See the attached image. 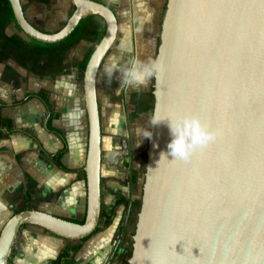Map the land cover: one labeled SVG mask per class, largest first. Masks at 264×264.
<instances>
[{"label":"water","instance_id":"water-1","mask_svg":"<svg viewBox=\"0 0 264 264\" xmlns=\"http://www.w3.org/2000/svg\"><path fill=\"white\" fill-rule=\"evenodd\" d=\"M9 2L20 28L41 44L62 42L90 16H101L106 32L83 74L89 125L85 222L31 208L15 213L0 232V264H9L26 226L67 241H82L98 229L97 85L119 32L115 12L94 0H73L75 11L55 33L32 25L21 0ZM160 37L146 181L129 262L264 264V0H169ZM184 119H198L212 135L187 159L168 149L170 123Z\"/></svg>","mask_w":264,"mask_h":264},{"label":"rangeland","instance_id":"rangeland-1","mask_svg":"<svg viewBox=\"0 0 264 264\" xmlns=\"http://www.w3.org/2000/svg\"><path fill=\"white\" fill-rule=\"evenodd\" d=\"M23 1L26 9L33 11V14L30 15L31 21L42 29H49L48 31L51 33L61 30L74 11L71 2L67 1L47 0L45 5L49 10L46 11L35 8L31 0ZM168 2L169 0H166L159 23L153 28L150 25L145 30L132 32L127 30L125 25L119 26L118 37L105 58L98 76V101L104 104L105 101L110 100L120 106L121 110L126 112L128 123L131 163H127L130 169L127 180L130 185V195L129 197L128 195L117 197L118 206L113 207V209L117 208L118 212L122 209L115 242L119 243L123 235H128L129 244L126 249L127 258H124L125 264H130L133 237L137 229L146 181L147 151L150 141V136L146 135L151 134V121L155 109L153 91L157 70L154 68V62L160 48V36ZM3 20L4 25L0 26V32L22 40L23 45L17 46L9 43L0 36V100L11 103L15 99H21L26 93L47 90L54 110L56 105H59L69 115L70 112H73L76 101L73 90L68 86L73 80L70 78L79 75L83 83V74L77 70L79 59L83 61L88 52L94 51L99 41L97 39L84 40L82 47L77 45L64 53H54L55 55H53L48 50L42 49L41 43L30 38L20 28L14 17L7 16ZM81 48L84 50L81 51ZM137 63L152 66L153 75L146 77L143 81L133 80L131 76L126 75V69ZM61 84L64 86L62 87ZM46 118V111L37 100L19 107L3 108L0 106V173L11 174L13 176L12 185L25 192L23 196L22 194L18 196V189L14 200L15 204L11 208V215L29 209L31 206L55 209L57 197L43 199L33 198V196L39 194L37 192L45 182L46 176L47 179L51 177L52 169L57 166L56 163L51 158L40 154L38 143L28 135L7 133V130L10 129H23L38 136L41 133L40 139L45 140H43V144L49 151L57 143H55V139H51L47 135ZM56 124L57 121L54 118L52 127H55ZM57 141L59 142L58 148L61 141ZM4 156L6 157L3 158ZM85 164L86 160L83 167ZM134 172L138 174L135 183L132 179ZM81 177L83 178V175ZM9 181L5 182L1 179L0 185H10ZM27 196L31 197L29 202L26 200ZM99 227L97 233L100 231ZM113 254L110 253L108 262H111Z\"/></svg>","mask_w":264,"mask_h":264},{"label":"crops","instance_id":"crops-1","mask_svg":"<svg viewBox=\"0 0 264 264\" xmlns=\"http://www.w3.org/2000/svg\"><path fill=\"white\" fill-rule=\"evenodd\" d=\"M62 1L71 2L75 7L73 0H61L60 2ZM94 1L109 6L118 17L119 26L125 25L126 29L132 32L145 30L150 25L151 28L155 27L159 23L163 8L166 5V0ZM21 2L29 22L37 29L49 32V29H42L31 21L30 15L33 14V11H28L24 1L21 0ZM46 2L47 0H31L35 8L44 11L49 10L45 5ZM66 4L68 5V3ZM79 45L82 47V43ZM82 50L84 48H81ZM79 61L82 62L81 59ZM70 79L73 80L68 86L73 90L76 97L73 112L68 115V112L62 106L56 105L54 112L59 117L55 118L57 124L53 128L63 132L68 142V152L62 158L63 164L69 169L81 171L67 173L63 170L59 171L60 169L57 166L53 168L51 177H48L50 180L48 181L46 176L45 182L37 192L39 194L33 196V198L57 197L55 209L49 210L40 206H31L30 208L71 221H80L85 217L87 210V186L86 181L81 176H84L82 170H84L83 165L88 152L89 125L84 101V85L81 77L76 75L71 76ZM61 86L63 87L64 84H61ZM34 100L37 99L31 101ZM39 102L43 105L41 101ZM43 107L45 109L44 105ZM99 108L102 126V211L99 224L100 231L87 241L80 242L64 240L36 226H26L19 233L9 264H125L124 258H127L126 249L129 244L128 235H123L119 243L115 242L122 209L118 212L116 211L117 208L113 209V207L118 206L117 197L121 198L120 196L125 197L126 195L129 197L130 195V185L127 180L130 169L127 163H131V152L128 141L127 117L126 112L110 100L105 101L104 104L99 102ZM46 116L45 130L48 132L47 135L51 139H55V143L58 144L57 140L61 141V139L47 129L49 117L47 111ZM33 135H36L44 143V139H40L42 137L41 133H39V136L37 134ZM57 144L53 145V148H50L51 150L49 149L48 152L56 154L61 151L63 148L62 141L58 148ZM1 179L5 182L10 180L9 183H11L13 176L9 173H0ZM17 193L18 196L25 194L24 190L20 191V188L14 187L12 183L10 185H0V232L13 215H11V208L15 204L14 200ZM58 194L59 196H56ZM102 225L103 227H101ZM76 246H80L77 252L67 249V247ZM110 253L115 255L113 254L111 262H108Z\"/></svg>","mask_w":264,"mask_h":264},{"label":"trees","instance_id":"trees-1","mask_svg":"<svg viewBox=\"0 0 264 264\" xmlns=\"http://www.w3.org/2000/svg\"><path fill=\"white\" fill-rule=\"evenodd\" d=\"M75 11V7H74ZM11 16L14 17L13 10L11 8L9 0H0V26L4 25V20L3 18ZM106 32V23L105 20L101 16H90L85 20H82L80 24L77 26V28L73 31V33L68 36L65 40H63L60 43L57 44H40L42 49L48 50L49 53L55 55L54 53H64L69 49H72L82 43L84 40H94L97 39L99 42L101 39L104 37ZM0 36L5 40L8 41L9 43H13L17 46L23 45V42L20 39H17L15 37H9L0 32ZM93 51L88 52L87 56L85 59L78 64V71L82 74H84L85 69L87 67V64L89 62V59L92 55ZM33 99H37L43 103L45 106L46 111L49 114L48 120H47V129L57 135L62 143H63V148L61 151L58 153H49L45 148L43 143L39 140V138L36 135H33L26 130L23 129H10L7 130L8 134H13V133H24L28 135L30 138L35 140L39 146H40V153L42 155H45L49 158H51L57 165V167L67 173H78L81 170H73L67 168L63 162L62 158L63 156L68 152V142L66 139V136L63 132L56 130L52 127V119L59 117L58 114L54 112V106L50 101V97L48 94L47 90H42L37 93H26L21 99H15L11 103L3 102L0 100V105L1 107H19V106H24L28 102H30ZM84 172V170H82ZM137 172L133 173V182H136V177H137ZM83 179L86 181V176L84 173ZM31 199L30 196L26 197L27 202H29ZM80 224H83L85 222V217L83 220L80 221H74ZM98 230L95 231L93 235L97 233ZM90 238V237H89ZM89 238H86L80 242H85ZM71 243V242H70ZM68 250H71L72 252H77L80 249V246L76 247H67Z\"/></svg>","mask_w":264,"mask_h":264},{"label":"clouds","instance_id":"clouds-1","mask_svg":"<svg viewBox=\"0 0 264 264\" xmlns=\"http://www.w3.org/2000/svg\"><path fill=\"white\" fill-rule=\"evenodd\" d=\"M126 75L131 76L133 80L143 81L146 77L153 75V68L148 64L137 63L126 69ZM170 132L173 138L168 144V149L171 155L182 159H187L192 151L204 146L212 139L211 133L198 119H184L176 124L171 122Z\"/></svg>","mask_w":264,"mask_h":264}]
</instances>
